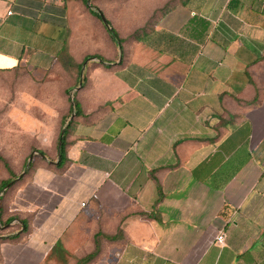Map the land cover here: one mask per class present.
I'll list each match as a JSON object with an SVG mask.
<instances>
[{"label": "crops", "instance_id": "obj_1", "mask_svg": "<svg viewBox=\"0 0 264 264\" xmlns=\"http://www.w3.org/2000/svg\"><path fill=\"white\" fill-rule=\"evenodd\" d=\"M91 1L0 0V73L68 58L79 79L62 167L38 123L13 135L32 94L0 91V238L97 239L96 264H264V0H116L122 48Z\"/></svg>", "mask_w": 264, "mask_h": 264}, {"label": "rangeland", "instance_id": "obj_2", "mask_svg": "<svg viewBox=\"0 0 264 264\" xmlns=\"http://www.w3.org/2000/svg\"><path fill=\"white\" fill-rule=\"evenodd\" d=\"M93 5H104V16L116 28V0H92ZM99 5V6H100ZM100 10L99 8H96ZM109 17V18H108ZM64 61V62H63ZM75 69V70H74ZM78 72L72 68L68 58L60 65L52 64L43 71H33L27 67L18 68L0 73V91L18 92L27 91L32 94L28 100L27 110L30 120L34 119L33 128L29 133L13 131L14 137L32 138L35 125L38 123L39 132L44 136V152L49 156L46 166L51 167L52 161H57L58 144L61 131L65 127L73 104V97L78 87ZM2 102H17V98L2 99ZM26 110V111H27ZM19 226H15L13 237L0 238V264H77L80 258L93 250V243H62V250L55 251L53 242L45 243V251L32 252L30 242L25 235L18 234ZM4 249L6 253L1 251ZM96 258L89 264H96Z\"/></svg>", "mask_w": 264, "mask_h": 264}, {"label": "trees", "instance_id": "obj_3", "mask_svg": "<svg viewBox=\"0 0 264 264\" xmlns=\"http://www.w3.org/2000/svg\"><path fill=\"white\" fill-rule=\"evenodd\" d=\"M88 0H86V2H87ZM91 12L95 15V16H97L102 22H103V24L105 25V27L107 28V30H108V32H109V34H110V36H111V38L113 39V41L118 45V46H120L121 48H122V42H123V40L119 37V34H118V32H117V30L114 28V27H112L111 26V23H110V21H108L107 19L105 20V22L103 21V14H102V12L101 11H99V10H97V9H95L93 6L91 7ZM111 26L110 28H108L107 26ZM94 57H97V56H94ZM90 58V56H88V57H86V59H85V61L87 60V59H89ZM81 69H82V66H80V71H81ZM74 103H75V107H76V109H77V112L76 113H78V103L76 102V101H74ZM73 110V107L71 108V111ZM67 130H68V128H66V129H63L62 131H61V135H60V138H59V144H58V150H59V157H60V163H59V167H62L63 166V164L66 162V160H67V158H66V152H65V145H66V142H65V136H66V133H67ZM61 142V143H60ZM17 176H15L14 178H16ZM9 182H7L6 184H4L3 185V187L5 186V185H7ZM18 236V235H17ZM100 247H101V245H100V242H99V240H95V250L92 252V253H90V254H88V255H86V256H84V257H82V258H80L79 259V261L77 262V264H89L90 262H92L95 258H96V256L98 255V253L100 252ZM62 250V243H56L55 244V251H61Z\"/></svg>", "mask_w": 264, "mask_h": 264}, {"label": "built area", "instance_id": "obj_4", "mask_svg": "<svg viewBox=\"0 0 264 264\" xmlns=\"http://www.w3.org/2000/svg\"><path fill=\"white\" fill-rule=\"evenodd\" d=\"M85 203H82V206H85ZM226 242V234L224 232H220L217 236H216V243L223 245Z\"/></svg>", "mask_w": 264, "mask_h": 264}, {"label": "water", "instance_id": "obj_5", "mask_svg": "<svg viewBox=\"0 0 264 264\" xmlns=\"http://www.w3.org/2000/svg\"><path fill=\"white\" fill-rule=\"evenodd\" d=\"M103 18H104L103 21L105 22L106 18H105L104 16H103ZM107 27L110 28L111 26L108 25ZM81 85H82V81H80V85H79V87H81ZM60 143H61V142H60ZM33 155H34V154H31V155H30V157H29V162L32 161ZM52 163H55L56 165H59L60 161L52 162ZM23 174H24V173H23ZM23 174H22V175H23ZM20 177H21V175L19 176V178H20Z\"/></svg>", "mask_w": 264, "mask_h": 264}]
</instances>
